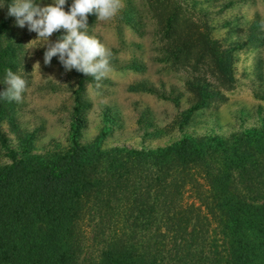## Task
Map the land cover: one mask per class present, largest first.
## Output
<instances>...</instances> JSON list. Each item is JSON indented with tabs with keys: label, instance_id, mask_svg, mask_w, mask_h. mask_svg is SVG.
<instances>
[{
	"label": "trees",
	"instance_id": "1",
	"mask_svg": "<svg viewBox=\"0 0 264 264\" xmlns=\"http://www.w3.org/2000/svg\"><path fill=\"white\" fill-rule=\"evenodd\" d=\"M145 1L172 45L164 62L212 80L192 78L188 93L198 104L222 98L233 84L229 51L175 0ZM8 56L0 50L1 83ZM79 132L71 126L62 154L0 167V264H264V128L151 150H101L96 138L78 143ZM209 231L220 246L206 249Z\"/></svg>",
	"mask_w": 264,
	"mask_h": 264
},
{
	"label": "rangeland",
	"instance_id": "2",
	"mask_svg": "<svg viewBox=\"0 0 264 264\" xmlns=\"http://www.w3.org/2000/svg\"><path fill=\"white\" fill-rule=\"evenodd\" d=\"M175 1L231 54L233 84L219 100L198 104L186 90L195 77L212 82L204 71L193 72L190 64L174 70L164 62L172 45L161 42L145 0H121L112 20L88 16V34L111 51V71L99 86L75 71L65 74L55 57L44 65L45 49L36 34L17 27L7 8L0 7V50H9L11 70L28 82L22 102L0 99V167L15 160L26 168L64 153L75 124L77 142L96 138L101 150H151L184 137L223 139L245 132L257 137L264 128V0ZM38 2L44 6L53 0ZM4 87L0 82V91ZM183 198L190 202L192 196L184 193ZM213 232L204 240L206 249L220 246L221 236ZM87 247L84 257L95 249Z\"/></svg>",
	"mask_w": 264,
	"mask_h": 264
},
{
	"label": "clouds",
	"instance_id": "3",
	"mask_svg": "<svg viewBox=\"0 0 264 264\" xmlns=\"http://www.w3.org/2000/svg\"><path fill=\"white\" fill-rule=\"evenodd\" d=\"M121 6V0H71L70 5L68 0H53L44 6L38 0H6L0 5L7 8V16L14 18L17 27L36 34L35 40L45 49L44 65H50L55 57L65 74L75 71L93 78L97 86L111 71V51L88 34V16L94 14L97 21L112 20ZM260 27L264 30V22ZM61 30L63 34L50 39ZM2 84L0 99L22 102L28 84L25 78L7 69Z\"/></svg>",
	"mask_w": 264,
	"mask_h": 264
}]
</instances>
